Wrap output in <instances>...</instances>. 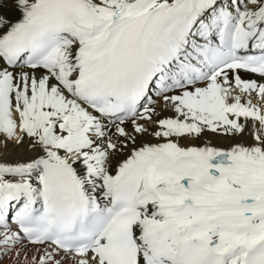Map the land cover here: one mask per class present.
I'll list each match as a JSON object with an SVG mask.
<instances>
[{
  "label": "snow or ice",
  "instance_id": "1",
  "mask_svg": "<svg viewBox=\"0 0 264 264\" xmlns=\"http://www.w3.org/2000/svg\"><path fill=\"white\" fill-rule=\"evenodd\" d=\"M5 261L264 264V0H0Z\"/></svg>",
  "mask_w": 264,
  "mask_h": 264
},
{
  "label": "bare ground",
  "instance_id": "2",
  "mask_svg": "<svg viewBox=\"0 0 264 264\" xmlns=\"http://www.w3.org/2000/svg\"><path fill=\"white\" fill-rule=\"evenodd\" d=\"M165 115H170V113H165ZM204 141H210L213 145H216L218 147H227L229 144L233 143V140L223 136V135H215V134H207L204 138ZM242 142L248 143L250 142V139L245 138ZM27 143V142H26ZM196 143H202V141H196ZM9 154L10 158L17 159L24 157L28 155L25 153L24 148H18L13 150L11 145L9 146Z\"/></svg>",
  "mask_w": 264,
  "mask_h": 264
},
{
  "label": "rangeland",
  "instance_id": "3",
  "mask_svg": "<svg viewBox=\"0 0 264 264\" xmlns=\"http://www.w3.org/2000/svg\"><path fill=\"white\" fill-rule=\"evenodd\" d=\"M5 264H7V261H5Z\"/></svg>",
  "mask_w": 264,
  "mask_h": 264
}]
</instances>
